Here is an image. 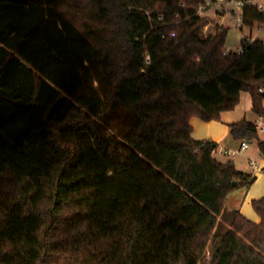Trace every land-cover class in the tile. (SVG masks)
Returning a JSON list of instances; mask_svg holds the SVG:
<instances>
[{
	"label": "trees",
	"instance_id": "obj_1",
	"mask_svg": "<svg viewBox=\"0 0 264 264\" xmlns=\"http://www.w3.org/2000/svg\"><path fill=\"white\" fill-rule=\"evenodd\" d=\"M201 3L0 0V264H264V197L259 223L224 210L254 176L189 124L241 92L264 117V43L223 54ZM228 127L264 156L254 123Z\"/></svg>",
	"mask_w": 264,
	"mask_h": 264
},
{
	"label": "crops",
	"instance_id": "obj_2",
	"mask_svg": "<svg viewBox=\"0 0 264 264\" xmlns=\"http://www.w3.org/2000/svg\"><path fill=\"white\" fill-rule=\"evenodd\" d=\"M235 10V6H232ZM238 11H241V7H237ZM263 22L258 28L254 26L252 29L244 27L242 30H238L235 25V17L231 13L221 12L212 7L205 12L200 13L201 16L210 17L213 16L212 23H209L208 27L211 29L205 34V36L213 33L214 26L219 25L227 29L224 48L229 50H235L240 44V40L243 36L248 37L250 40L260 39L264 43V7L262 10ZM222 15V16H217ZM230 18L232 22L222 23L224 18ZM215 22V23H214ZM207 30V31H208ZM239 33V34H238ZM204 36V37H205ZM246 94V95H245ZM247 96V98H246ZM262 106L264 107V100H262ZM253 115V117H251ZM258 116L255 115L250 109V97L247 93L241 92L240 99L237 106L232 111L222 112L219 120L202 121L196 117L190 119L189 124L191 127V137L195 141H211L217 144L222 150H228L235 152L233 157L226 155L214 156L219 162L232 161L237 170L251 174L254 176V181L247 188H236L226 198L224 203L225 211L237 210L245 218L251 220L254 223H259L260 218L258 214L252 209L251 201L264 197V156L259 152L258 148L254 150L248 148L244 151H239L240 141L233 140L229 133V125L239 120L245 119L248 122L257 120ZM251 120V121H250ZM260 138V137H259ZM264 142V141H263ZM253 160L256 171H253L249 162Z\"/></svg>",
	"mask_w": 264,
	"mask_h": 264
},
{
	"label": "built area",
	"instance_id": "obj_3",
	"mask_svg": "<svg viewBox=\"0 0 264 264\" xmlns=\"http://www.w3.org/2000/svg\"><path fill=\"white\" fill-rule=\"evenodd\" d=\"M246 4L255 6L259 11L263 10L264 7V0H203V3H201L198 7V14L205 12L207 9L211 7H215L218 12H225V13H231L235 17V25L238 30H242L245 26L243 25L242 21V10L238 11L236 9V6L239 8H243ZM232 6H235L232 8ZM232 50H229L228 48L223 49V54H226ZM235 52H242V48L238 46L235 50ZM255 128L258 131V133H264V117L258 116L257 120L255 121ZM248 148V143L241 142L239 151H244ZM212 156H218V155H226L228 157H233L235 155V152L228 151V150H222L218 146L214 148L211 152ZM249 166L253 171L257 170V167L255 166V163L253 160H250Z\"/></svg>",
	"mask_w": 264,
	"mask_h": 264
},
{
	"label": "rangeland",
	"instance_id": "obj_4",
	"mask_svg": "<svg viewBox=\"0 0 264 264\" xmlns=\"http://www.w3.org/2000/svg\"><path fill=\"white\" fill-rule=\"evenodd\" d=\"M213 9H216L215 7H212ZM220 13V12H219ZM217 16H222V15H217ZM207 17V16H206ZM208 18V21H209V23H212V20H213V16L212 15H210V17H207ZM223 24L224 23H230V22H232V20L230 19V18H224L222 21H221ZM209 23L206 25V26H204L203 28H202V30H201V33H200V35L202 36V37H204L205 36V34L207 33V32H209L210 30H208V29H211L210 27H208V25H209ZM215 23V22H214ZM208 30V31H207ZM239 34V33H238ZM246 95V94H245ZM246 98H247V96H246ZM251 117H253V115L251 116ZM251 121V120H250ZM253 121H254V119H253ZM253 121H251L252 123H254ZM259 137H260V139L262 140V141H264V133H259ZM250 151L251 150H254L255 149V147H256V144L253 142V143H251L250 145ZM226 212V211H225ZM222 222H223V220L221 221V223L220 224H222ZM219 226V225H218ZM216 227V232H219V227ZM209 254L207 253V255H206V260H205V263H203V264H207V262H208V260H209Z\"/></svg>",
	"mask_w": 264,
	"mask_h": 264
},
{
	"label": "water",
	"instance_id": "obj_5",
	"mask_svg": "<svg viewBox=\"0 0 264 264\" xmlns=\"http://www.w3.org/2000/svg\"><path fill=\"white\" fill-rule=\"evenodd\" d=\"M233 183H236L235 181Z\"/></svg>",
	"mask_w": 264,
	"mask_h": 264
}]
</instances>
